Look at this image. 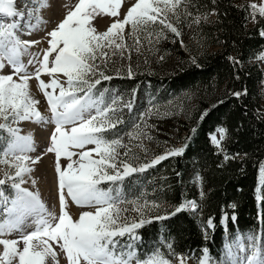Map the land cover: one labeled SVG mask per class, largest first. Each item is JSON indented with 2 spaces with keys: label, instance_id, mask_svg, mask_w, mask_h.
<instances>
[{
  "label": "snow or ice",
  "instance_id": "6c2138e0",
  "mask_svg": "<svg viewBox=\"0 0 264 264\" xmlns=\"http://www.w3.org/2000/svg\"><path fill=\"white\" fill-rule=\"evenodd\" d=\"M122 3L123 0H78L73 10L51 31H46L48 47L41 56L39 52L30 51L40 41L21 36L40 30L39 25L45 21L37 13L50 7L48 0H27L22 9L16 6V0H0V121H3L0 133H7L0 144V164L15 169L14 174L6 171L4 178H0V264H59L54 245L66 256L67 264H172L159 251L140 259L131 243L121 246L120 238L127 235L129 240L136 239L135 230L150 221L121 222L120 213L127 209H120L118 205L125 201L117 189L104 185L118 184L125 177L143 172L162 160L181 156L186 145L159 155L139 168L119 160L117 149L124 147L121 138L107 135L117 124L123 123L112 118L117 101L105 99L107 90H96L101 80L92 78L99 75L105 80L111 79L99 71L96 62L109 56L107 49L112 50V55L117 52L123 55L127 47L126 26L136 32L159 23L179 36L167 17L169 13L177 15L181 5L186 7V0H135L119 19ZM248 7L254 21L257 14L264 17V0ZM185 14L192 15L191 12ZM100 15L117 19L105 31L98 32L92 21ZM199 22L200 17L193 19V23ZM260 36L264 37V30ZM135 43L140 44L138 37ZM25 56L29 57L27 63L23 60ZM229 59L239 63L232 57ZM258 59L264 61V54ZM30 67L34 70L29 71ZM6 68L10 69L9 74H2ZM42 75L50 77L49 82L42 80ZM33 78L39 82V90L46 98L48 116L41 114L36 107L39 101L30 93L29 81ZM233 95L240 97L242 93ZM125 107L131 110L132 105L128 103ZM21 121L53 125L50 145L35 158L29 155L35 151L32 135H22L18 127H13ZM217 132L219 139L216 135H211L210 139L219 149L227 130L218 128ZM47 153L55 156L59 215L49 210L38 191L24 186L29 183L25 177L30 178L31 165L39 163ZM62 158L67 161L64 165ZM229 158L225 154L224 159ZM259 175L260 184L264 186V164ZM201 180L199 175L195 177V182ZM31 184L35 185L36 181L32 179ZM6 185L11 190L7 194ZM256 192V199L264 202L259 188ZM69 201L80 209L89 210H82L74 220L67 211ZM197 208L195 201H188L171 215L185 209L195 212ZM166 218L156 217L157 220ZM227 219L225 216L221 222ZM206 223L208 228L214 226L212 218ZM176 259L179 264H186L188 258L179 255ZM198 264H212L207 249L202 250ZM220 264H264V233L236 237L226 246L225 259Z\"/></svg>",
  "mask_w": 264,
  "mask_h": 264
},
{
  "label": "trees",
  "instance_id": "16d2710c",
  "mask_svg": "<svg viewBox=\"0 0 264 264\" xmlns=\"http://www.w3.org/2000/svg\"><path fill=\"white\" fill-rule=\"evenodd\" d=\"M181 6L191 17L213 15L211 24L194 28L201 49L180 50V62H174L168 73L161 72L160 62L150 71L145 65L131 66V76L114 67L116 75L101 83L118 88L127 98L138 86L145 87L161 107L181 102L180 115L171 120L169 115L152 117L157 131L166 119L168 128H175L171 147H157L153 154L186 145L183 155L147 168L146 175L133 173L122 184L127 189L128 180L135 179V191L143 188L149 203L145 221L150 222L136 229L137 238L132 240L136 256L144 259L159 251L170 260L183 255L197 264L203 249L210 260L219 261L229 237L264 231V202L256 199L257 188L264 197L259 175L264 164V98L259 89L262 71L254 62L264 50L260 36L264 17L257 14L254 21L248 5L235 0H186V7ZM235 92L242 95L236 97ZM190 100L192 107H188ZM120 117L129 121L131 113L121 109ZM218 128L227 130L219 149L210 139ZM197 175L202 178L199 183ZM186 201H195L197 210L171 215ZM158 216L167 218L157 220ZM225 216L228 219L222 223ZM209 218L212 228L205 224Z\"/></svg>",
  "mask_w": 264,
  "mask_h": 264
},
{
  "label": "rangeland",
  "instance_id": "374dc122",
  "mask_svg": "<svg viewBox=\"0 0 264 264\" xmlns=\"http://www.w3.org/2000/svg\"><path fill=\"white\" fill-rule=\"evenodd\" d=\"M27 0H16V4L18 8H23L24 3ZM135 0H123L122 7L120 9L121 16L119 19L123 18V14L126 13L128 7L134 3ZM236 3L240 4H260L261 0H235ZM50 7L43 9L41 12L37 13L39 16L43 18L45 23L39 25V31H33L31 35H27L26 32L21 36L22 39L27 40H38L39 44L33 46L30 51L32 53H41L44 49L48 47L46 31H51L67 14L68 11L73 10L78 0H48ZM29 7H32L30 4ZM185 10L181 6L178 9L177 15L168 14V21L173 24L179 31L180 35L177 36L175 33H172L168 29L162 28V26L157 24H150L146 28L140 29L136 32H132L130 26H126L124 30V41L127 47L124 50L123 55L119 52L116 55H112V50L107 49L109 52V56L104 60H97V64L99 65V71L104 75L107 73H115V68H124L126 73L132 68L131 66H146L148 70L152 68L157 62H160V69L162 73H168L171 71L174 62H180V50L184 51H193L196 52L202 48L198 38L196 37V32L194 33V28L199 23L209 25L213 21V15L209 14L207 16H188L185 15ZM195 17H200V22L198 24L193 23V19ZM28 19H31L29 17ZM117 18L109 17L106 15L97 16L93 21V26L97 28L98 32L105 31L112 22H114ZM25 27L27 25V21L24 22ZM139 38L140 44H136V38ZM166 46L169 48L167 49ZM216 48H212L211 51ZM182 52V51H181ZM264 54V50L259 54ZM29 57H23L25 63H27ZM260 70L262 71V81L259 83V89L262 92L264 98V61L256 58L254 61ZM114 69V70H113ZM31 67L29 71H33ZM10 69L6 68L2 74H9ZM132 72V71H131ZM15 78V77H14ZM100 78L99 75L93 77L92 79ZM41 79L46 83L49 82L50 77L47 75H42ZM30 85V93L32 97L39 101V104L36 105L38 110L42 115L48 116L50 113L47 110V102L46 98L43 95V92L39 90V82L33 78L29 81ZM97 91L105 92V99L115 98L117 103L114 105L116 108V113L112 117L113 120L120 119V110L124 109V111L131 113V118L129 121L119 123L121 126H118L117 129L109 132L107 135L109 138H116L117 136L121 138L122 144L124 147L118 148L117 152L120 153L119 160L126 161L132 164L133 167H141L144 164H149L151 161L157 157L158 155L153 154L154 149L159 147L162 150H167L171 147V139L173 129L168 128L169 120H171L175 115H180V101H173L172 105L169 107H161L156 103L155 98L148 93L147 88H141L138 86L135 88L130 94V98L124 96V94H120L119 90L114 87L104 86L102 87L100 84L96 85ZM51 91V89H48ZM131 103L132 107L129 110L125 107L126 104ZM191 100L188 102V107H192ZM166 106V105H165ZM264 107V104L262 105ZM169 109V110H167ZM173 109H177L176 111ZM264 113V111H263ZM143 114V119H141V115ZM158 115L160 117L170 116V118L164 120L161 123L158 131L156 130V125L152 120L154 115ZM3 122V121H0ZM118 125V124H117ZM134 125H139V127H134ZM13 127H18L21 130L22 135L31 134L34 141L35 151L29 153L30 156L35 158L37 155L44 153L46 148L50 145L49 136L53 129V125L51 124H37L29 121H21L18 124H14ZM159 132V133H158ZM131 134V136L129 135ZM165 134H169L166 136ZM39 135V136H38ZM216 135L217 139H219V133L217 130L212 134ZM7 133H0V144H2V137H6ZM45 136L47 141L44 142ZM41 139L43 142H41ZM41 145V146H40ZM39 147V148H38ZM44 147V148H43ZM92 147V146H89ZM128 152V155L125 156L124 153ZM12 158L9 157V160ZM44 159V161L42 160ZM40 160L42 163L44 162L46 170L43 169V172L38 170V167H41V162L31 165L33 167L32 175L38 174L39 178H42V182L46 185H49L50 189V200L47 197L46 191L39 188V194L41 200L46 204L50 211H55L57 215H59V206L58 203V191H57V178L54 172V164H55V156L54 153H47L42 156ZM67 161L63 158L61 159V164H66ZM48 170V171H47ZM9 172L10 174H14L15 169L10 168L8 165L0 164V176H3L4 173ZM47 171V173H46ZM45 174V175H44ZM141 175H146V173L141 172ZM45 176V177H44ZM51 176V177H50ZM29 180V183L24 185L25 187H31V176L25 177ZM139 181V180H138ZM37 182V181H36ZM140 182V181H139ZM135 179L130 178L127 182V189L123 187L122 182L118 184H106L104 187H112L117 189L120 193V198L125 201L118 205L120 209H127V211H121L120 219L121 222L132 223L139 221L141 219L145 220L146 216V208L149 206L147 198L145 197V190L141 188L139 192H136L134 189ZM142 182H140V185ZM30 189V188H29ZM31 190V189H30ZM43 193V194H42ZM58 205V206H57ZM138 209V210H137ZM82 210L89 209H80L74 203L69 201V205L67 211L73 217V219H78V216ZM264 233V231L262 232ZM262 233H245L237 236L229 237L226 244L223 247V252L221 254V259L219 261H212V264H220V262L224 261L226 255V246L230 243H233L236 237H246L250 234L260 235ZM13 238V237H9ZM121 239V246L131 243L132 240H129V237L126 235ZM55 250L58 253L57 259L59 264H67L66 256L60 252L58 246H55ZM127 251V249H124ZM149 255H147L144 259H146ZM175 256L171 261L172 264H178V260ZM186 261V264H195L190 257ZM198 264V263H197Z\"/></svg>",
  "mask_w": 264,
  "mask_h": 264
},
{
  "label": "bare ground",
  "instance_id": "6f19581e",
  "mask_svg": "<svg viewBox=\"0 0 264 264\" xmlns=\"http://www.w3.org/2000/svg\"><path fill=\"white\" fill-rule=\"evenodd\" d=\"M16 6H17V4H16ZM39 136V135H38ZM43 137H45V136H43ZM34 141H35V139H34ZM45 141H47V139H46V137L44 138V142ZM41 142H43V140L41 139ZM41 146V145H40ZM39 148V147H38ZM44 148V147H43ZM43 161H44V159H42ZM41 162V161H40ZM41 167H38L37 169L38 170H40V172L42 171L43 172V169L44 170H46V166H45V164H44V162L42 163L41 162V165H40ZM48 171V170H47ZM47 171H46V173H47ZM33 174V173H32ZM32 174H30V176H31V179H34L35 181H37L36 182V184L35 185H32V184H30L31 185V187H29L31 190H34V191H39V188L41 189V191L43 192V190L44 191H46V193L48 194L47 195V197H48V199L50 200V197H51V195L52 194H50L49 192H50V189L51 188H49V185H46V184H44L41 180H42V178H39V176H37L36 177V175H38V174H35V175H32ZM43 174H41V176H42ZM45 175V174H44ZM40 176V177H41ZM45 177V176H44ZM51 177V176H50ZM52 190V189H51ZM43 194V193H42ZM51 201V200H50ZM58 206V205H57ZM59 207V206H58ZM179 264V263H178Z\"/></svg>",
  "mask_w": 264,
  "mask_h": 264
},
{
  "label": "built area",
  "instance_id": "2783aa9c",
  "mask_svg": "<svg viewBox=\"0 0 264 264\" xmlns=\"http://www.w3.org/2000/svg\"><path fill=\"white\" fill-rule=\"evenodd\" d=\"M0 178H2V176H0Z\"/></svg>",
  "mask_w": 264,
  "mask_h": 264
}]
</instances>
